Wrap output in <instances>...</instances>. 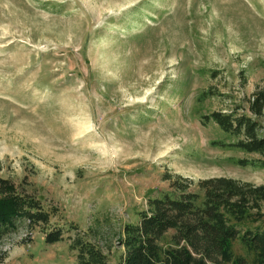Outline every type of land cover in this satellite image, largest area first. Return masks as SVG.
<instances>
[{
    "label": "rangeland",
    "instance_id": "obj_1",
    "mask_svg": "<svg viewBox=\"0 0 264 264\" xmlns=\"http://www.w3.org/2000/svg\"><path fill=\"white\" fill-rule=\"evenodd\" d=\"M259 88L264 0H0V176L51 211L47 224L15 220L1 264H80L78 233L120 264L122 225L169 190L166 171L191 190L222 175L264 185V167L232 161L264 156L213 145L228 134L200 120L252 114ZM259 203L242 229L264 226ZM232 251L252 260L240 239Z\"/></svg>",
    "mask_w": 264,
    "mask_h": 264
},
{
    "label": "trees",
    "instance_id": "obj_2",
    "mask_svg": "<svg viewBox=\"0 0 264 264\" xmlns=\"http://www.w3.org/2000/svg\"><path fill=\"white\" fill-rule=\"evenodd\" d=\"M215 94L210 88L202 90L199 101ZM252 114L237 109L226 112L213 110L201 115L203 124L215 122L229 139H213L219 147L256 152L264 156V135H260L258 116H264V88L255 90L248 98ZM235 163L264 167V157L236 158ZM169 190L152 196L147 207L138 211L135 223H124L119 243L123 246L120 264H264V226L241 228L245 221H257L262 216L260 201H264V185L227 176L199 179L197 189L191 190L194 179L181 173L166 171ZM51 211L34 193L0 176V241L15 220L24 218L31 226L47 224ZM172 231L166 246L161 244ZM63 229L56 227L45 235L46 242L62 238ZM240 239L252 260L235 255L232 243ZM80 264H111L109 255L96 241L77 234L71 239ZM6 251L0 248V264Z\"/></svg>",
    "mask_w": 264,
    "mask_h": 264
}]
</instances>
